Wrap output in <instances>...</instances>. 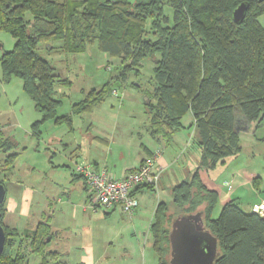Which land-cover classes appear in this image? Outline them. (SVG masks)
<instances>
[{
  "label": "trees",
  "instance_id": "16d2710c",
  "mask_svg": "<svg viewBox=\"0 0 264 264\" xmlns=\"http://www.w3.org/2000/svg\"><path fill=\"white\" fill-rule=\"evenodd\" d=\"M241 2H246V12L235 22L232 12ZM167 6L172 17L165 14ZM262 14L264 0H0V28L15 39L10 50L1 52L0 65L5 76L21 79L41 114L33 125L50 118L71 124L73 116L90 112L112 92L107 85L92 88L72 104L70 113L57 116L61 101L54 96L55 84L67 86L70 80L61 77L44 54L80 52L94 40L104 53L121 59L122 80L129 70L138 72L144 58L152 59L154 86L144 105L154 138L170 143L182 127L181 118L191 112L189 145L198 147L199 158L189 161V175L171 187L170 201L156 204L150 231L157 264H169L173 219L195 212L217 239L214 264H264V217L244 210L237 199L224 203L214 217L218 194L199 174L241 149L239 124H249L253 134L264 124V28L258 19ZM53 40L62 41L60 50ZM13 146L14 140L0 135L1 151ZM16 155L9 153L0 169H9ZM4 203L5 197L0 203L5 233L0 264H26L28 252L41 256L40 264H62L61 254L48 247L51 214L34 229L19 233L3 224Z\"/></svg>",
  "mask_w": 264,
  "mask_h": 264
},
{
  "label": "rangeland",
  "instance_id": "374dc122",
  "mask_svg": "<svg viewBox=\"0 0 264 264\" xmlns=\"http://www.w3.org/2000/svg\"><path fill=\"white\" fill-rule=\"evenodd\" d=\"M68 1L72 3L82 0ZM165 14L172 17L169 6L165 8ZM260 22L264 25V15L260 17ZM149 25L148 20L145 31L149 29ZM14 41L9 33L0 28V54L3 50H10ZM52 44L58 50L63 45L61 40H53ZM44 55L55 65L61 77L70 80L67 86L55 84L54 96L61 101L57 116L70 113L72 104L92 88L99 90L107 85L109 89L116 91L110 93L90 112L73 116L71 124L57 123L55 118H50L33 125L36 120L41 119V114L24 91L21 79L15 75L5 76L0 65V135L9 136L15 142L13 148L4 150L5 152L0 150V167L5 166L9 153L14 151L17 154L9 172L3 170V167L0 169L3 184L4 179L6 184L8 177L12 182H22L34 189L36 196L32 201V211L37 215L41 214L39 207L45 203L47 214H51L48 221L51 231L55 233V229L58 230L48 247L66 252L60 260L62 264H85L81 258L90 253L95 258L103 256L100 264H157L149 219L153 217L156 201L171 199L167 186L170 181L165 177L167 173L163 174L156 190H143L146 192L145 199L137 193L138 210H144L148 205L152 207V211L144 217L143 214L139 216V213L136 215L134 212L132 216L127 215L119 209L106 213L103 207L93 211L88 206L89 201L85 203L84 191L80 188L82 181L72 175L76 163H93L95 153L117 163L121 157L138 148L139 133L144 134L145 126H149L144 96L154 86L152 59L144 58L138 72L131 69L122 80L118 78L123 64L121 59L104 53L97 40L80 52H45ZM115 93L117 96H114ZM261 126L254 132L260 139L263 135ZM99 137L106 141H97ZM7 145L8 143L3 145V148ZM78 145H81L78 147L80 156L71 159L70 151ZM189 151H192L191 148ZM243 153L251 160L256 159L254 163L258 168L264 167L263 148L256 151L244 148L242 156ZM102 162L99 161L100 164ZM63 187L69 189L70 196L62 194ZM58 198L63 202L57 201ZM36 214L30 221L32 224L36 222ZM19 238L20 234L16 237L14 248H17ZM41 260V256L33 253L28 252L26 255V264H40ZM48 264H57V261L48 260Z\"/></svg>",
  "mask_w": 264,
  "mask_h": 264
},
{
  "label": "crops",
  "instance_id": "0c3cea01",
  "mask_svg": "<svg viewBox=\"0 0 264 264\" xmlns=\"http://www.w3.org/2000/svg\"><path fill=\"white\" fill-rule=\"evenodd\" d=\"M264 14L259 16L262 17ZM261 23V22H260ZM262 24V23H261ZM263 28L264 25L262 24ZM116 90H112L115 92ZM111 92V93H112ZM114 96H117L115 93ZM78 116V115H77ZM193 122V116L191 112H187L182 118L181 123L182 127L177 130L173 134L172 141L168 144H165L161 140H157L150 134L149 126H145V133L140 134V141L138 148H136L133 152L128 153V155L121 157V159L115 163L113 159L106 160L103 157L98 156L95 153V157L93 160V165L97 168L106 167L111 170L117 177L124 176L127 172L133 170L137 165L147 158H149L155 151H160V156L157 158L156 165L162 166L163 170H161V174L156 186H151L153 190H156L161 179L163 178V174L167 173L165 177H168V188L171 189L172 186L180 182L182 179L186 178L189 175V161L198 159L199 152L197 153V148L195 144L189 145L190 138L192 136L193 127L191 126ZM249 124H243L238 126V138L239 143L241 145V149L234 155L229 156L228 160L225 161L224 164H219L220 166H216L211 170L200 169L199 174L204 182V184L217 192L218 200L216 207L213 212V216L216 217L223 204L231 199H237L240 203L241 207L244 210H250L251 206L259 201L261 197L264 196V167L258 168V166L254 163L256 159H249L248 156L241 151L245 148L248 150L251 148L256 151L259 148H263L264 150V124L261 126L263 135L260 137H256L251 130L248 128ZM9 137V136H8ZM88 141H91L90 139ZM97 141H106L104 139H99ZM72 147L73 144L71 143ZM74 147L72 151H70L69 157L74 159L80 156L78 147ZM195 146L196 148H194ZM90 147V146H88ZM191 148L192 151H189ZM178 150V151H177ZM194 151V152H193ZM254 154V153H253ZM100 158V159H99ZM103 161L101 164L99 161ZM6 170V169H5ZM9 172V169H7ZM5 172V171H3ZM12 174V170L10 171V175ZM2 174H0L1 176ZM74 178H80L82 183L80 184V188L84 191L85 203L88 200V194L85 190L84 183L81 177L77 174H72ZM72 177V176H71ZM1 178V177H0ZM11 178V177H10ZM256 178V179H255ZM7 181L5 184L4 179V187H5V213L3 215V224L9 227L16 228L20 231H29L35 228L40 220H42L43 216L47 214L45 203H43L40 208V215H37L32 211V201L36 196V192L34 189L29 187L28 185H24L22 182H12L11 179L7 177ZM73 182V179H72ZM79 182V181H77ZM62 189V188H61ZM60 189V190H61ZM149 189L147 187H141L138 189L137 193L139 197L146 198L143 190ZM69 189L63 187L62 194H66L67 196L71 195ZM86 192V194H85ZM171 194V192H170ZM57 201L63 202L61 198H58ZM151 201L150 199L148 200ZM159 201V200H158ZM156 201V204L158 203ZM139 203V202H138ZM138 208V207H137ZM135 209L134 213L136 215L143 217L151 210L152 207L148 205L146 209ZM153 209V213H154ZM150 211V212H151ZM133 213V214H134ZM35 216V223H31V219ZM133 214H130L131 216ZM138 216V217H139ZM153 216V214H152ZM6 218V220H5ZM153 220V217L150 221V224ZM19 223L23 224L22 226ZM149 224V225H150ZM21 227V228H19ZM55 233L53 236L58 234V230L55 229ZM55 250V249H54ZM58 251V250H57ZM61 256L59 260H62V256H65L64 251H58ZM103 256H98L95 258L93 254H86L82 256V262L85 264H100Z\"/></svg>",
  "mask_w": 264,
  "mask_h": 264
},
{
  "label": "built area",
  "instance_id": "2783aa9c",
  "mask_svg": "<svg viewBox=\"0 0 264 264\" xmlns=\"http://www.w3.org/2000/svg\"><path fill=\"white\" fill-rule=\"evenodd\" d=\"M160 151L141 161L137 167L122 177H117L106 167L97 168L92 163H76L74 173L79 175L88 194V206L93 211L98 207L119 209L130 215L138 206L137 191L143 186H156L162 166L156 165ZM251 210L264 217V196L251 206Z\"/></svg>",
  "mask_w": 264,
  "mask_h": 264
},
{
  "label": "water",
  "instance_id": "95a60500",
  "mask_svg": "<svg viewBox=\"0 0 264 264\" xmlns=\"http://www.w3.org/2000/svg\"><path fill=\"white\" fill-rule=\"evenodd\" d=\"M246 8V2L238 4L232 12V19L235 22H241ZM144 98V103H148L146 96ZM4 197L5 187L0 183V203ZM201 223L200 212L184 214L173 219L168 235L169 264H214L217 254V239L205 230ZM4 241V228L0 223V253L3 250Z\"/></svg>",
  "mask_w": 264,
  "mask_h": 264
}]
</instances>
